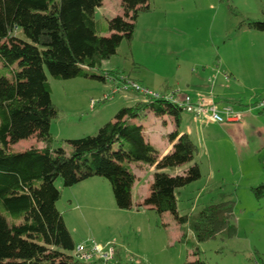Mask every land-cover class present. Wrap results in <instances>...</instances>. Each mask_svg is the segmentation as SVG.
<instances>
[{
  "label": "rangeland",
  "instance_id": "obj_1",
  "mask_svg": "<svg viewBox=\"0 0 264 264\" xmlns=\"http://www.w3.org/2000/svg\"><path fill=\"white\" fill-rule=\"evenodd\" d=\"M149 8L138 14L132 40L122 41L106 64L114 71L109 72L130 77L135 83L145 77L162 83L161 91L169 87L176 95L189 94L186 82L198 75L209 96L206 99L241 110L242 118L247 111L259 120L247 127L221 124L232 144H218L226 138L210 140L209 133L193 130L194 161L201 178L177 191L180 215L231 202L236 234L197 243L193 233L186 227L180 230L168 213L160 216L140 208L141 200L149 195L154 170L135 163L130 165L136 179L130 209L117 208L110 184L98 176L70 187H63L57 179L60 199L56 208L75 247L92 242L111 247L120 264L136 259L144 264H186L194 258L205 264H264V196L255 193L264 184V108H259L264 102V33L248 26V22H264V0H150ZM121 9L117 0H106L103 7L95 9L94 19L103 36L107 35V21ZM15 35L27 41L19 30ZM8 73L0 63V77H10ZM45 75L57 111L50 122L52 148L69 153L67 140L95 135V124L105 118L112 121L113 113L125 105L122 96L128 93H117L90 108L91 100L97 102L111 92L109 83L94 78L103 77L101 70H91L88 78L70 80L55 79L46 71ZM181 118L184 129L190 119L185 114ZM36 141L32 137L10 149L22 152L36 146ZM185 167L166 171L181 174ZM182 232L185 239L180 241Z\"/></svg>",
  "mask_w": 264,
  "mask_h": 264
},
{
  "label": "trees",
  "instance_id": "obj_2",
  "mask_svg": "<svg viewBox=\"0 0 264 264\" xmlns=\"http://www.w3.org/2000/svg\"><path fill=\"white\" fill-rule=\"evenodd\" d=\"M149 1L122 0L123 14L107 21L109 35L103 36L94 19L103 0H0V63L10 76L0 77V264H87L72 256L75 246L56 208L60 191L55 181L70 187L93 176L104 178L117 208L127 210L136 180L129 165L138 162L154 170L140 208L160 216L168 213L180 230L186 227L193 233L197 243L236 234L229 201L195 214H179L177 191L201 178L191 137L169 134L172 151L161 156L144 141L142 128L130 123L151 110L157 116H172L178 124L182 111L170 102L161 99L122 108L95 135L67 140L69 153L51 147L50 122L57 111L45 71L55 79L70 80L100 70L122 41L132 40L138 14L149 11ZM248 26L264 33V22ZM18 30L27 41L15 35ZM103 74L92 77L105 81L106 76L117 75ZM32 137L43 147L11 151L12 145ZM184 165L188 168L181 174L166 171ZM255 193L264 196V184ZM197 255L196 249L193 256ZM186 264L205 263L194 258Z\"/></svg>",
  "mask_w": 264,
  "mask_h": 264
},
{
  "label": "crops",
  "instance_id": "obj_3",
  "mask_svg": "<svg viewBox=\"0 0 264 264\" xmlns=\"http://www.w3.org/2000/svg\"><path fill=\"white\" fill-rule=\"evenodd\" d=\"M105 1L106 0H103L101 6L99 8L103 7V4L105 3ZM117 1H119L120 6H121L122 0H117ZM110 5H111V3L108 4V6H110ZM148 7H149V4H148ZM122 14H123V10L121 9L120 14H118V15L121 16ZM106 34H107L106 36L109 35L108 33H106ZM110 60L111 59L101 63V66H100V70L101 71H103V72H109V71L114 72V71L110 70L107 67V65H106ZM226 75L227 74H223L224 78L227 80V79H229V75H228V78L225 77ZM129 79H130V77H129ZM145 79H146L145 77L144 78L142 77L141 79L139 78V80H135V81L137 83H139L142 87L147 88L149 90L156 89V90H154V92L159 90L156 93H161V95L162 94L171 93L172 91H170V90H173L172 88L167 87L163 91H161V89L163 87L162 83L152 82V81H149V80L147 81ZM201 80H202V77H200L198 75H195L193 77V79L187 80L186 83L188 85L186 86V88L188 89V91H190L189 94H186L187 96L191 97L192 99H196V100L206 99L207 97H209V96L206 95V91H204L205 87L202 88ZM101 81L105 82L103 80H101ZM114 86L115 85L109 84L110 90ZM151 91H153V90H151ZM175 93L176 92L171 93V94L174 96V98L176 100H181L182 98H184L186 96L185 94H182V93H180L178 95H176ZM168 95H170V94H168ZM122 98H123V100L125 102V105L122 106L121 108H119L120 110L122 108H125V107H131V106L135 105L136 103L140 102V100H141V98L138 95H136L134 93H131V92H129L128 95H123ZM261 103H263V106L259 107V108L262 109V108H264V102H261ZM218 107L221 108V107H224V105H220L219 104ZM237 111L238 112L240 111V113H241V110H237ZM115 113H113V116L116 115ZM245 113H247V114L244 115L243 118H242V113H241V119L238 122H233V123H239L240 127H247L248 124L252 123L253 120H254V117L252 115H249V112H247V111H245ZM181 114H185L187 116V118L190 119L189 122L184 124L185 125L184 129L181 128L183 126V119L181 118ZM178 118H179V121H178V124H177L175 119L172 116H169V115L157 116L151 110H146L145 112H143L141 114V118L140 119L131 120L130 123L135 124L137 126H140L142 128L141 135H142L144 141L149 143V144H151L158 151L159 155H161V156L165 155V154H168V153H170L172 151L173 142H170L167 139V136L169 134L173 133V132H178L180 135L186 133V134H188L191 137L193 130L196 131L197 133L200 132L201 130H203V132L209 133V135H207V137H209L210 140H213L215 137H224V138H226L224 136L225 128L221 124H216V123H213L212 121H210L209 118L206 115H202V116H199V117L195 118L191 114L181 112L180 115L178 116ZM108 119L109 118L101 119L99 122H97V124H95V129H99L104 124H106V123L111 121V120L109 121ZM254 121L256 123L259 122L258 119H255ZM227 123L231 124V122H226V123H223V124H227ZM21 142H26V140L20 141L19 143H21ZM226 142H228L229 144H232L230 139H228V138H226L224 142L221 139H219L217 141L218 144H224V145L226 144ZM31 147L40 149V148L43 147V145L41 143L37 142L36 146L32 145V146H30L29 148H27L25 150H28ZM25 150H22V152L25 151ZM135 164L138 167H144L145 170H152V168H153V167H150V166H148L146 164H143V163H140V162L135 163ZM130 165H129V167H130ZM187 168H188V165L183 170H181L180 172L183 173L184 170H186ZM177 169L179 170L180 167L177 168ZM135 183H136V180H135ZM135 183L132 186V193L134 192L135 187H136ZM151 183H152V180H151ZM145 198L146 197H144L141 200V202H143V200ZM139 204L141 205L142 203H139Z\"/></svg>",
  "mask_w": 264,
  "mask_h": 264
},
{
  "label": "built area",
  "instance_id": "obj_4",
  "mask_svg": "<svg viewBox=\"0 0 264 264\" xmlns=\"http://www.w3.org/2000/svg\"><path fill=\"white\" fill-rule=\"evenodd\" d=\"M228 78V75L225 76ZM105 82L115 85L110 90V93L104 94L99 101H90V108L93 109L97 103H103L112 99L117 93L127 94L129 92L138 95L143 102H151L153 100H164L170 102L184 113L191 114L197 118L202 115H206L210 121L216 124H223L226 122H238L241 117L240 113L233 111L230 107L219 108L212 99H199L194 100L189 96H185L180 101L176 100L172 94L161 95L147 88L140 86L128 77L124 76H106ZM263 106V104H260ZM72 256L87 264H120L115 259L113 248L101 247L95 243L79 244L74 247ZM126 264H144L141 260L136 259L134 261L129 260Z\"/></svg>",
  "mask_w": 264,
  "mask_h": 264
}]
</instances>
